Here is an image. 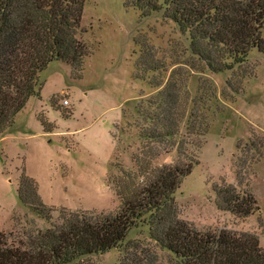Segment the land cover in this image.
<instances>
[{
	"label": "rangeland",
	"instance_id": "obj_1",
	"mask_svg": "<svg viewBox=\"0 0 264 264\" xmlns=\"http://www.w3.org/2000/svg\"><path fill=\"white\" fill-rule=\"evenodd\" d=\"M128 1L86 2L82 39L91 54L84 61L82 78L75 79L66 64L51 63L39 77V97L31 98L15 125L0 136V230H20L29 221L50 227L19 200L24 174L38 184L55 220L63 209L98 214L119 210L113 179L120 169H133L132 155L141 147L133 127L136 107L159 92L136 78L138 60L147 52L166 66L164 80L173 71L186 75L191 99H203L201 107L209 118L199 165L175 196L180 219L199 230L256 234L264 249V52L253 49L244 66L229 72L202 71L191 56L188 37L163 11L144 17L128 7ZM158 1L164 5L166 0ZM176 158L172 153L158 163ZM223 182L249 187L260 211L246 219L220 211L214 186ZM135 245L156 254L158 264H174L173 257L151 240L145 224L117 248L72 264H122Z\"/></svg>",
	"mask_w": 264,
	"mask_h": 264
},
{
	"label": "trees",
	"instance_id": "obj_2",
	"mask_svg": "<svg viewBox=\"0 0 264 264\" xmlns=\"http://www.w3.org/2000/svg\"><path fill=\"white\" fill-rule=\"evenodd\" d=\"M87 1L0 0V136L15 125L29 100L39 97V77L51 63L66 64L75 79L82 78L84 61L91 54L82 39ZM127 5L144 17L163 11L188 37L191 56L202 71L229 72L244 66L253 49L264 52V0H166L164 5L158 0H129ZM165 69L155 56L142 52L136 78L159 92L136 107L133 127L141 147L132 155L133 169H120L113 179L119 210L98 214L63 209L55 220L38 184L24 174L19 200L50 227L29 221L20 230H0V264H72L117 248L140 224L149 227L151 240L173 257L174 264H264L258 235L199 230L180 219L175 196L199 165L210 124L201 107L203 99H191L187 91L186 75L173 71L164 80ZM172 153L177 156L174 162L158 163ZM214 192L217 208L238 219L260 211L247 186L223 182ZM131 249L136 252L129 253ZM131 249L122 264H158L151 251L138 245Z\"/></svg>",
	"mask_w": 264,
	"mask_h": 264
},
{
	"label": "built area",
	"instance_id": "obj_3",
	"mask_svg": "<svg viewBox=\"0 0 264 264\" xmlns=\"http://www.w3.org/2000/svg\"><path fill=\"white\" fill-rule=\"evenodd\" d=\"M68 104H69L68 101H65V102H64V105H65V106H68Z\"/></svg>",
	"mask_w": 264,
	"mask_h": 264
}]
</instances>
